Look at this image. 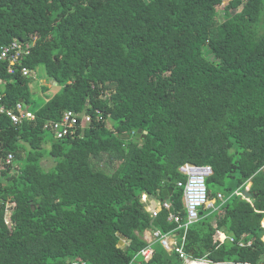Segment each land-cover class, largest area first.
Instances as JSON below:
<instances>
[{"label":"trees","instance_id":"16d2710c","mask_svg":"<svg viewBox=\"0 0 264 264\" xmlns=\"http://www.w3.org/2000/svg\"><path fill=\"white\" fill-rule=\"evenodd\" d=\"M223 1L0 0V46L32 43L0 63L5 103L31 110L22 67L59 87L33 120L0 115V264L183 263L147 229L184 232L192 259L264 263V0ZM66 110L90 122L50 139ZM187 162L211 167L216 202L182 228ZM167 188L152 215L142 196Z\"/></svg>","mask_w":264,"mask_h":264},{"label":"built area","instance_id":"2783aa9c","mask_svg":"<svg viewBox=\"0 0 264 264\" xmlns=\"http://www.w3.org/2000/svg\"><path fill=\"white\" fill-rule=\"evenodd\" d=\"M31 46V42H24L22 40H13L8 44L0 46V63L5 61L8 63V73L15 72V65L21 64V60L24 56L30 53ZM21 73L22 75L29 77L31 75V70L26 67H22ZM0 115L7 116L14 124L20 123L24 120H33L35 117L34 113L31 110H28L22 101H18L12 107L8 106L4 101L3 93H0ZM78 122L79 124L90 122V115L86 113H74L71 110H66L61 121L51 124V129L54 131L56 137L61 138L67 135L70 130H74ZM11 160L12 154L8 153L3 159V162H0V169L3 166V163L8 164ZM179 171L185 177L184 181L177 182V186L182 187L185 216L183 217L178 213L170 212L168 220L179 223V227H187L198 218L199 211L202 207L215 208L216 199L211 201L208 198L205 183L206 178L211 175L212 169L208 165H197L187 162L179 167ZM217 198L222 199V195L218 194ZM170 205V201H161V206L165 208H169ZM157 211L158 210H153L152 215H156ZM175 233V231H170L168 233L161 234L158 230H154L152 235L154 238L159 240L161 245L166 250L177 252L179 257L183 260L182 264H208L206 261L188 257L183 252L182 248L177 245L176 241H174L175 239L170 238V235H175ZM239 245L250 246L251 242L241 241ZM140 253L142 256L146 257L151 253V249L150 247H146ZM72 264H79V262L74 261ZM129 264L135 263L131 261ZM243 264L251 263L245 262Z\"/></svg>","mask_w":264,"mask_h":264},{"label":"rangeland","instance_id":"374dc122","mask_svg":"<svg viewBox=\"0 0 264 264\" xmlns=\"http://www.w3.org/2000/svg\"><path fill=\"white\" fill-rule=\"evenodd\" d=\"M227 1L228 0H224L223 3L218 6V9H222V7L224 6V4L227 3ZM39 72H42V68L39 69ZM36 74L33 72L32 75H30V76H32V79H33V84L31 83V87H33V85H34V87L32 89V91H33L32 100L33 101L28 104V108L31 110L38 108V106H40L46 98H50L53 94H55L59 90V87L56 84H54L52 81H46L49 79L43 78L39 74H37V76H36ZM42 84H46L49 87V89L47 91H45L44 94L41 93V88L39 87V85H42ZM51 132L47 131L49 138L52 139L53 136L56 138L54 131L51 130ZM102 162H101V164H102ZM41 163L45 166H50L51 160L50 159H44L41 161ZM104 165H105V163H104ZM149 211H151V210H149ZM6 218L7 219L9 218V213H8ZM144 239H145V236H144ZM262 239L264 240V234L262 236Z\"/></svg>","mask_w":264,"mask_h":264},{"label":"crops","instance_id":"0c3cea01","mask_svg":"<svg viewBox=\"0 0 264 264\" xmlns=\"http://www.w3.org/2000/svg\"><path fill=\"white\" fill-rule=\"evenodd\" d=\"M250 184L251 182H248L244 188V190H241L240 191V194L243 198H247L249 199V201H253L250 196H246L243 192H248L249 193V187H250ZM182 196H183V193H182ZM143 202L144 204L146 205L147 209L148 210H159L160 207H161V201H163V199H158V200H155L154 198L150 197V196H147V195H143ZM215 199L211 200V201H214ZM182 202H183V198H182ZM154 208V209H153ZM201 213V211H199V214ZM185 216V215H184ZM183 216V217H184ZM263 219L264 217L262 218V221H261V226L264 228V223H263ZM182 228H186V227H182ZM153 231L154 230H151V229H147L144 231V236H145V239L148 241V242H151L153 241L154 237H153ZM147 233V234H146ZM223 235H221L222 237ZM170 238L172 239H175L174 241H176L177 245H179L181 248L184 244V239H185V233L183 232L182 234L180 233H175V235H170ZM224 238V236H223ZM263 240V239H262ZM122 241V240H121ZM264 241V240H263ZM123 243V242H122ZM183 250V248H182ZM204 261V260H203ZM207 262V261H206ZM243 262H249V261H243ZM243 262H240L238 264H243ZM208 264H210L209 262H207ZM251 263V262H250ZM224 264V263H223ZM253 264V263H251Z\"/></svg>","mask_w":264,"mask_h":264},{"label":"water","instance_id":"95a60500","mask_svg":"<svg viewBox=\"0 0 264 264\" xmlns=\"http://www.w3.org/2000/svg\"><path fill=\"white\" fill-rule=\"evenodd\" d=\"M19 101H22L24 103L23 99H20ZM24 105H25V103H24ZM172 191H173L172 188L163 189L162 190V195H163L162 199L165 200V201H167V202H169L170 201L169 200V195L172 193ZM243 193L246 196H250V194L248 192H243ZM119 244H122V241L121 240L119 241Z\"/></svg>","mask_w":264,"mask_h":264},{"label":"clouds","instance_id":"9594fccd","mask_svg":"<svg viewBox=\"0 0 264 264\" xmlns=\"http://www.w3.org/2000/svg\"><path fill=\"white\" fill-rule=\"evenodd\" d=\"M243 263H245V262H243Z\"/></svg>","mask_w":264,"mask_h":264}]
</instances>
